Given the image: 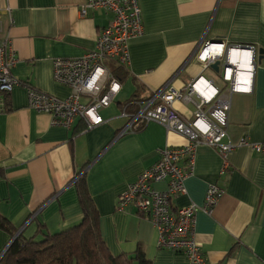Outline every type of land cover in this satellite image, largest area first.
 Wrapping results in <instances>:
<instances>
[{
  "label": "crops",
  "instance_id": "1",
  "mask_svg": "<svg viewBox=\"0 0 264 264\" xmlns=\"http://www.w3.org/2000/svg\"><path fill=\"white\" fill-rule=\"evenodd\" d=\"M86 1L0 0V41L12 42L18 59L12 74L20 81L0 111V214L26 238H41L37 227L53 234L78 224L83 212L75 181L85 169L103 238L114 255L142 249L151 264H189L183 253L159 247V232L137 208H116L129 184L162 150L187 143L158 122L122 133L128 105L123 103L147 99L166 83L183 89L200 74L228 91L230 84L219 73L217 80L203 70L193 54L205 41L219 39L264 50V0H139L144 34L130 41L122 89L108 107L99 109L104 123L83 130L81 118L70 129L29 108L27 85L62 99L71 94L70 87L54 80V60L82 57L113 18L102 8H88L83 15ZM254 60L252 91L232 95L228 140L234 143L247 133L252 141L264 142V54L259 63L258 55ZM114 64L107 62L112 72ZM174 107L188 118L196 111L193 102L176 100ZM227 160L222 173L225 158L215 148L199 145L187 193L174 198L173 205L200 206L195 237L207 264H264V154L237 146ZM213 184L223 194L206 211L202 207ZM154 187L165 189L167 184ZM22 226L27 227L24 232ZM11 231L0 226V264L16 235Z\"/></svg>",
  "mask_w": 264,
  "mask_h": 264
},
{
  "label": "built area",
  "instance_id": "2",
  "mask_svg": "<svg viewBox=\"0 0 264 264\" xmlns=\"http://www.w3.org/2000/svg\"><path fill=\"white\" fill-rule=\"evenodd\" d=\"M88 8L106 9L113 13V18L97 36L94 48L82 57L54 60V80L70 87L71 94L62 99L36 87H28L29 108L50 114L54 125L70 129L77 118L83 119L89 128L103 122L99 109L108 107L122 89L107 62L129 66L130 41L144 34L139 0H87L81 13L85 15ZM244 46L205 41L193 54L202 62L203 68L218 59L222 62L219 74L224 82L230 84L228 91L214 86L211 80L200 74L183 89L166 83L141 104L138 103L137 110L130 112L126 105L122 113L127 119L122 133L154 121L189 140L181 147L162 150L159 160L138 175L120 197V210L137 208L159 232V247L183 253L189 264H206L205 253L195 237L196 214L200 206L174 207L173 199L187 193L186 179L194 172L197 146L207 144L219 151L225 158L222 173L229 167L228 153L237 146L248 145L257 153L264 154V142H250L248 136L236 144L224 141L228 137L232 95L249 93L253 89L255 49L251 45ZM17 62L12 42L8 38L2 39L0 93H10L20 84L12 74ZM176 100L196 105L193 118L181 115L174 107ZM3 106L2 102L0 111ZM163 181L167 188L154 187L155 183ZM222 194L223 189L216 184L211 185L203 210L212 208Z\"/></svg>",
  "mask_w": 264,
  "mask_h": 264
},
{
  "label": "trees",
  "instance_id": "3",
  "mask_svg": "<svg viewBox=\"0 0 264 264\" xmlns=\"http://www.w3.org/2000/svg\"><path fill=\"white\" fill-rule=\"evenodd\" d=\"M127 67V65H121L114 69L113 73L121 84L127 76ZM27 86L34 87L31 84ZM10 93H0L1 104L4 103L2 111H5L6 98ZM144 100H146L145 97L137 98L133 101L127 100L123 104L128 103L127 109L133 112ZM145 127L146 123L136 130L141 131ZM83 130H87V126ZM84 170L81 169L78 172L79 178L75 181L83 212L82 220L78 224L53 234L39 228L43 235L41 238L37 236L26 238L22 233L15 237V228L12 229L6 218L0 214V226L9 231L12 229L10 233L15 235V239L1 258L4 264H151L142 249L133 255L125 253L114 255L111 252L103 238L101 213L89 192L87 174ZM116 208L119 210L118 206Z\"/></svg>",
  "mask_w": 264,
  "mask_h": 264
},
{
  "label": "rangeland",
  "instance_id": "4",
  "mask_svg": "<svg viewBox=\"0 0 264 264\" xmlns=\"http://www.w3.org/2000/svg\"><path fill=\"white\" fill-rule=\"evenodd\" d=\"M207 72H209V73H210L215 79L220 80V75H219L217 72H214L212 69H209V71H207ZM207 72H206V73H207ZM206 73H205V74H206ZM98 114H100V113L98 112ZM100 116H101V115H100ZM101 117H102V116H101ZM123 117H124V116H123ZM102 119H103V118H102ZM104 121H105V120L103 119V122H102V123H104ZM84 122H85V121H84ZM102 123H100V124H102ZM149 123H150V122H147V123H146V126H147ZM85 124H86V126H87V129H90V128L88 127V124H87L86 122H85ZM100 124H97V125H100ZM126 124H127V123H125V124L122 126V128H121L120 130L124 129L125 126H126ZM97 125H95V124L92 125V128L95 127V126H97ZM120 130H119V131H120ZM167 130H168V129H167ZM119 131H117V134H116L117 136H118V134H119ZM136 131H137L136 129L131 130V132H136ZM170 131H172V130H170ZM120 132H121V131H120ZM174 132H175V131H174ZM175 133H176V132H175ZM182 136H184V135H182ZM247 136L249 137V141H250V142H255V141H252V140H251L249 133H247V134H246L245 136H243L242 138H245V137H247ZM184 137L187 139V142H188V141H189L188 138H187L186 136H184ZM229 137H230V134H229V131H228V137H227L224 141H226V142H230V141H231L232 143H234L232 140H228ZM242 138H241V139H242ZM241 139H240V140H241ZM240 140H239V141H240ZM239 141H238V142H239ZM238 142H236V143H238ZM236 143H234V144H236ZM200 145H201V144H200ZM204 145H207V144H204ZM208 146H209V145H208ZM178 147H181V146H178ZM178 147H167V148H178ZM197 147H198V146H197ZM250 147H251V146H250ZM212 148H214V147H212ZM252 148H253V147H252ZM215 150H217V149L215 148ZM217 151H218V150H217ZM218 152H219V151H218ZM219 154H220V153H219ZM158 160H159V159H158ZM158 160H157V161H158ZM157 161H156V162H157ZM156 162H155V163H156ZM155 163H154V164H155ZM154 164H153V165H154ZM150 167H151V166H150ZM145 170H146V169H145ZM145 170H143V171H145ZM143 171H142V172H143ZM142 172H140V174H141ZM140 174H139V175H140ZM77 179H78V178H77ZM123 194H124V193H123ZM123 194H122V195H123ZM122 195H121V196H122ZM121 196H120V197H121ZM117 206H118L119 209H120V199H119V202H118ZM22 227H23V230H21L20 232H24V231L26 230V228H27V227H24V226H22ZM22 227H20L19 229H21ZM39 228H40V227H37V232L39 231V230H38ZM67 228H70V226L63 228V229H61L60 231H63L64 229H67ZM15 232H18V230L15 229ZM13 239H15V238H13ZM205 257H206V256H205ZM186 258H187V257H186ZM206 264H207V258H206Z\"/></svg>",
  "mask_w": 264,
  "mask_h": 264
},
{
  "label": "water",
  "instance_id": "5",
  "mask_svg": "<svg viewBox=\"0 0 264 264\" xmlns=\"http://www.w3.org/2000/svg\"><path fill=\"white\" fill-rule=\"evenodd\" d=\"M207 41H212V42H219V43H224V40H207ZM232 46H238V47H243L244 45H240V44H235V43H230ZM249 46V45H248ZM254 47L255 49V55H258V63L261 61L262 57H263V54H264V50L263 49H256V47L254 45H251ZM244 47H247V46H244ZM249 48V47H248ZM256 61V60H255ZM255 65L256 62H255ZM221 66H222V62L220 60H215L214 62H212L209 66H207L206 68H203V70H206V69H212L214 72H217L219 73L220 70H221ZM203 75V74H202ZM17 235L19 234H16L15 237H17ZM14 237V238H15Z\"/></svg>",
  "mask_w": 264,
  "mask_h": 264
}]
</instances>
